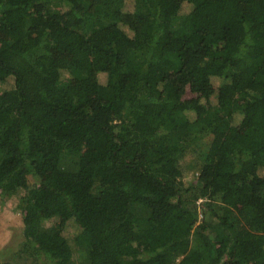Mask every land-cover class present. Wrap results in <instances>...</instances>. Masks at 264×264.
<instances>
[{
    "label": "trees",
    "instance_id": "16d2710c",
    "mask_svg": "<svg viewBox=\"0 0 264 264\" xmlns=\"http://www.w3.org/2000/svg\"><path fill=\"white\" fill-rule=\"evenodd\" d=\"M14 200L41 264H264V0H0Z\"/></svg>",
    "mask_w": 264,
    "mask_h": 264
},
{
    "label": "rangeland",
    "instance_id": "374dc122",
    "mask_svg": "<svg viewBox=\"0 0 264 264\" xmlns=\"http://www.w3.org/2000/svg\"><path fill=\"white\" fill-rule=\"evenodd\" d=\"M202 144L209 142L207 138L202 139ZM203 147H201L202 149ZM205 148V146H204ZM199 147L190 149L178 161L182 172V182L185 187L193 188L196 183L198 173ZM78 158L75 154L64 153L60 160V168L68 171L77 170ZM194 191V190H193ZM17 200L9 202L6 206V212L0 214V264H34L36 258L31 255L29 249H23L22 222L20 210H14ZM198 203V202H197ZM199 219H202L201 209ZM55 221L46 222V226H52ZM72 260L69 264H88L84 246L71 241ZM41 261V260H40ZM42 263V261H41ZM37 261V264H41Z\"/></svg>",
    "mask_w": 264,
    "mask_h": 264
}]
</instances>
